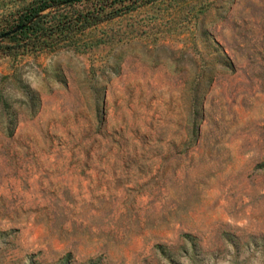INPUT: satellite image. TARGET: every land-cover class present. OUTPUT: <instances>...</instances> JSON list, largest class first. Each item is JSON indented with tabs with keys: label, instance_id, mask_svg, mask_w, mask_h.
<instances>
[{
	"label": "rangeland",
	"instance_id": "374dc122",
	"mask_svg": "<svg viewBox=\"0 0 264 264\" xmlns=\"http://www.w3.org/2000/svg\"><path fill=\"white\" fill-rule=\"evenodd\" d=\"M74 9L77 49L0 44V264H264V0Z\"/></svg>",
	"mask_w": 264,
	"mask_h": 264
},
{
	"label": "trees",
	"instance_id": "16d2710c",
	"mask_svg": "<svg viewBox=\"0 0 264 264\" xmlns=\"http://www.w3.org/2000/svg\"><path fill=\"white\" fill-rule=\"evenodd\" d=\"M81 0H31L22 5L16 12L14 26L0 30V34L21 25L14 33L0 37V44L4 40L17 38L21 40V52H44L57 50L61 47L77 49V37L87 27L98 24L101 14H79L74 9L75 3ZM151 0H140L142 3ZM121 4V3H120ZM114 15V14H113ZM113 15H105L106 19ZM8 53L13 50L12 45L5 44Z\"/></svg>",
	"mask_w": 264,
	"mask_h": 264
},
{
	"label": "water",
	"instance_id": "95a60500",
	"mask_svg": "<svg viewBox=\"0 0 264 264\" xmlns=\"http://www.w3.org/2000/svg\"><path fill=\"white\" fill-rule=\"evenodd\" d=\"M20 27H21V25H18V26H15V27L11 28L9 31H6V32L0 34V37H3V36H5V35H7V34H9V33H14V32L17 31Z\"/></svg>",
	"mask_w": 264,
	"mask_h": 264
}]
</instances>
